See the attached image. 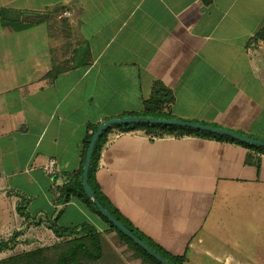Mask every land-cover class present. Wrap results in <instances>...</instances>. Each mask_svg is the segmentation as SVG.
<instances>
[{
    "label": "crops",
    "instance_id": "obj_1",
    "mask_svg": "<svg viewBox=\"0 0 264 264\" xmlns=\"http://www.w3.org/2000/svg\"><path fill=\"white\" fill-rule=\"evenodd\" d=\"M263 31L264 0H0V164L29 149L23 161L6 155L19 170L0 168L1 233L39 248L62 241L53 224L88 225L105 236L104 264H142L79 196L88 126L137 117L158 82L174 95L173 120L264 142ZM92 181L145 243L183 264H264L262 153L114 130ZM66 189L78 190L61 199Z\"/></svg>",
    "mask_w": 264,
    "mask_h": 264
},
{
    "label": "trees",
    "instance_id": "obj_2",
    "mask_svg": "<svg viewBox=\"0 0 264 264\" xmlns=\"http://www.w3.org/2000/svg\"><path fill=\"white\" fill-rule=\"evenodd\" d=\"M204 4L209 6L212 0H203ZM262 40H264V31L261 34ZM63 72L62 69L55 67L51 73L48 74L50 81H53ZM175 102L173 93L164 88L160 83H155L153 85V90L151 97L148 100L143 102V111L136 114L137 117L143 118H155L161 120H173L171 115V108ZM99 125L88 126V132L86 134L84 142V157L85 160L86 153L90 144V141L93 135L96 133ZM118 131L121 133H129L133 131H144L146 135L150 137H164V136H185V135H195L200 137L220 139L234 144L245 146L254 152L264 154V149L248 146L241 144L239 142L233 141L229 138L219 137L210 133H203L199 131L181 129L176 127H165L157 125H132V126H121V127H112L108 129L99 139L96 144L91 167L89 171V185L93 192L95 193L97 199L109 211L119 222L125 225L130 229L138 238L139 237L135 231H133L128 223L120 218L119 214L116 211H112L104 199L100 196L97 189L93 185V177L99 166V159L101 157L103 148L105 147L108 139V135L112 131ZM251 160L249 159V162ZM83 166L80 169V172L77 174V177L80 178L83 173ZM78 189H66L65 193L62 191L61 199L65 194L70 195L71 191H77ZM79 196L82 201L91 208V210L106 224L111 233H115L120 240H122L133 252L132 258L139 260L142 264H159L153 258H151L146 252L136 246L132 241L125 237L119 230H117L113 225H111L105 218L101 216L97 208L90 202L84 195L83 185L80 182L79 184ZM53 229L55 235L62 241L56 243L52 246H45L42 248H36L31 251H24L17 253L15 255L9 256L8 258H0V264H104L105 262H110L113 257H106L104 255V250L106 248V239L105 236L99 234L95 228L88 225H82L80 228L76 229H63L57 227L55 224L50 226ZM21 236V233H14L8 241H3L0 243V257L2 253L6 251H13L16 247V240ZM144 241V240H143ZM148 244L161 256H163L171 264H183L185 258H173L169 257L156 247ZM116 258V257H115Z\"/></svg>",
    "mask_w": 264,
    "mask_h": 264
},
{
    "label": "water",
    "instance_id": "obj_3",
    "mask_svg": "<svg viewBox=\"0 0 264 264\" xmlns=\"http://www.w3.org/2000/svg\"><path fill=\"white\" fill-rule=\"evenodd\" d=\"M157 125L165 127H176L181 129H189L194 131H199L203 133H210L219 137L229 138L233 141L245 144L248 146L262 148L264 149V142L255 140L250 137L242 136L231 131L223 130L220 128L206 126L201 124L189 123L179 120H161L155 118H143V117H124L120 119L109 120L99 126L96 133L93 135L87 153L85 157V162L83 166L82 173V185L83 191L86 198L93 203L97 208L98 212L103 218H105L111 225H113L117 230H119L125 237L132 241L136 246L146 252L151 258H153L159 264H171L158 252H156L152 247L146 244L143 240L138 238L130 229L119 222L97 199L95 193L89 185V171L91 167V162L94 154L96 144L98 143L101 136L112 127L121 126H132V125Z\"/></svg>",
    "mask_w": 264,
    "mask_h": 264
},
{
    "label": "rangeland",
    "instance_id": "obj_4",
    "mask_svg": "<svg viewBox=\"0 0 264 264\" xmlns=\"http://www.w3.org/2000/svg\"><path fill=\"white\" fill-rule=\"evenodd\" d=\"M12 94L13 93L9 94L7 96V99H9L8 100L9 103L12 102L13 103V107H15V106L18 105V102H17V100H14L16 97H14ZM18 147L17 148H13L11 150H7V152H5L3 154L4 156L2 158H4V159H1V160L3 162H5V164H0V168H2V170L4 172L6 170L7 171L8 170L10 171V170H13V169L14 170H19L22 167V165L20 163H18L16 165H8V164H6V160L8 161L10 159V158L9 159H6L8 157V156L6 157V155H11V154L13 155V157H17V158H19V160L22 159V161H23V159L25 158V155L27 154V152L29 151V149H28L27 146L25 148H20L19 147L20 149ZM6 185L8 186L9 183H6ZM5 202L6 201H4L3 198L0 195V205L3 204L4 207H6V204H9V202L8 203L7 202L5 203ZM12 223H13V226H16V224L13 221L10 222V224H12ZM13 232L14 233H18L16 231V229L13 230V229H10V228L8 230L5 229L4 232L1 233V229H0V243L3 242V241L9 240L11 238V236L13 235ZM18 244H19V242L16 240V244H15L16 247H15V249L13 251H6V252L2 253V255H1L0 258L5 259V258H8L9 256L15 255L17 253L24 252V251H31V250H33L35 248L34 246L31 247L26 242L22 244V247H19ZM36 248H38V247H36ZM39 248H42V247H39Z\"/></svg>",
    "mask_w": 264,
    "mask_h": 264
},
{
    "label": "built area",
    "instance_id": "obj_5",
    "mask_svg": "<svg viewBox=\"0 0 264 264\" xmlns=\"http://www.w3.org/2000/svg\"><path fill=\"white\" fill-rule=\"evenodd\" d=\"M44 171L49 176H54L57 173V164L54 160H50L44 167Z\"/></svg>",
    "mask_w": 264,
    "mask_h": 264
}]
</instances>
